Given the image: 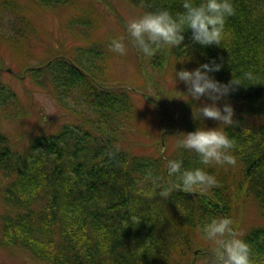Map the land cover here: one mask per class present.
<instances>
[{"label": "trees", "instance_id": "16d2710c", "mask_svg": "<svg viewBox=\"0 0 264 264\" xmlns=\"http://www.w3.org/2000/svg\"><path fill=\"white\" fill-rule=\"evenodd\" d=\"M127 1L141 13L165 7L175 13L183 3ZM232 2L235 14L226 21L222 47L194 44L189 29L181 45L162 47L144 61L139 57L144 73L139 69L136 80L144 86L156 81L150 67L173 80L175 62L177 71L213 58L222 63L211 74L216 80L243 83L223 99L234 104V124L225 130L234 140L231 152L237 164L226 170V165L200 164L188 150L165 147L162 152V138L171 130H161L156 155L143 154L140 136L147 133L144 124L149 120L137 108L131 94L135 90L117 86L110 75L111 62L122 57L110 45L98 48L92 38L75 53L64 45L46 49L48 55L21 70L29 72L67 117L56 129L46 119L39 127L19 129L17 140L0 123V197L18 210L0 214L2 243L45 264H202L212 250L201 240L200 226L214 217H229L250 247L251 264H264V0ZM88 5L79 0H0V16H7L0 42L11 52L30 54L36 45L33 37L41 39L38 20L45 14L66 16V26L76 32L90 21ZM37 15L40 19H33ZM43 33H49L45 26ZM120 36L133 60L139 48L126 28L114 38ZM248 72L256 79L245 80ZM174 89L168 88V97L178 110L158 109L160 123H177L174 134L221 126L197 116L198 107L207 102H191L186 93L181 100ZM136 92L148 101L146 93ZM26 113L17 91L0 79V122ZM177 158L185 168H206L216 185L183 190L166 168L169 159ZM156 178L159 186L153 183ZM164 189L169 190L167 197L160 194Z\"/></svg>", "mask_w": 264, "mask_h": 264}, {"label": "clouds", "instance_id": "9594fccd", "mask_svg": "<svg viewBox=\"0 0 264 264\" xmlns=\"http://www.w3.org/2000/svg\"><path fill=\"white\" fill-rule=\"evenodd\" d=\"M235 14L232 0H183L182 11L173 13L168 8L157 11L142 12L130 19L127 31L134 43L146 57H152L162 47L174 48L182 44L184 33L191 30V41L200 46L222 47L226 39V21ZM110 51L118 55L126 53L124 37L111 40ZM173 65V80L176 84L183 82L187 86L186 95L191 102L207 97L211 102L198 107L197 116L218 121L215 127H196L193 131L182 132L176 140L179 149L194 152L200 164L235 166L237 160L231 150L234 140L229 137L226 128L234 124V109L230 103L221 107L218 101L226 98L241 80L222 83L212 73L219 71L222 63L215 58L200 64L192 70H176ZM244 79H256L252 72L244 74ZM176 91V88L174 89ZM175 97V96H172ZM167 173L176 176L183 190L207 189L215 186L217 181L206 168H185L181 159H169ZM159 178L153 180L157 184ZM157 186H159L157 184ZM167 197L169 190L161 191ZM201 240L212 250L210 259L202 264H251L248 243L234 231L233 221L229 217H214L199 228Z\"/></svg>", "mask_w": 264, "mask_h": 264}, {"label": "rangeland", "instance_id": "374dc122", "mask_svg": "<svg viewBox=\"0 0 264 264\" xmlns=\"http://www.w3.org/2000/svg\"><path fill=\"white\" fill-rule=\"evenodd\" d=\"M81 5H88L91 10L90 21L79 27L78 31H71L66 26V16L62 17L60 13L48 14L40 19V15L35 16L33 19L38 20L40 28L37 29V35L42 39L33 37V41L36 44L35 47L28 54L27 51L22 50L20 53L11 52L6 43L0 42V79L7 82L13 89H15L21 98L22 104L27 110V113L22 118H16L11 121L0 122L1 126L5 128L10 134L16 135L14 140H17L19 136V129L28 131L33 125L36 127L47 123L54 122L52 129H56L58 124L65 122L66 113L60 106L56 104L51 95L45 90H42L39 86L35 85V82L31 81L27 70L22 71L21 67L31 65V62L39 56L48 55L46 49L54 50L59 45L68 46L71 52L75 53L77 46H86L89 44L88 39H93L95 46L101 49V43H111V40L116 36L121 28L127 29V23L130 19L141 14L140 10L128 3L127 0H79ZM6 16V15H5ZM5 18V19H4ZM4 19V23L1 24ZM7 16H0V28H5ZM38 26V27H39ZM44 26L48 29L49 33H43ZM37 28V27H36ZM81 28V29H80ZM86 36V37H84ZM92 44V41L91 43ZM137 47V46H136ZM128 49H126V57L119 55L122 59H116L111 62L112 70L110 75L118 82L117 86L126 88H133L135 91L131 92L138 110L143 114V117L148 119L144 124V128L147 129V133L140 136L142 145H145L143 154L156 155L157 150L155 145H158L159 137L161 136V130H171L170 134H167L162 138L164 149L171 151L176 147V140L182 135L181 133L174 134L177 131L175 122L169 120H163L160 123L161 116L160 111L164 109H172L178 104L172 103L170 95L168 97V88H176L179 99H185L184 93H187V86L178 83L175 86L174 80L170 77L163 78L156 68H149L150 75H152L156 81L144 86L142 81L136 80L137 72L144 73V68L141 63V59L144 61V54L138 50L136 57L130 60L127 56ZM140 57V58H139ZM10 68V69H9ZM139 73V72H138ZM43 75V73H42ZM156 82V83H155ZM113 84V83H112ZM178 89V90H177ZM142 91L143 94H147L148 101L138 92ZM175 91V90H174ZM201 100L210 103L211 101L207 97H202ZM152 102L157 106H153ZM223 101H218V104L222 107ZM234 106L233 103H230ZM178 110V107H175ZM29 115L26 117V115ZM172 117H175V113H171ZM178 114V112H176ZM25 117V118H24ZM46 119V120H45ZM264 121V117L260 118ZM45 120V121H44ZM142 120V118H141ZM46 123V125H48ZM40 132V130L35 131ZM139 136V135H138ZM138 136L136 138H138ZM141 151V150H137ZM225 169H230L229 165L225 166ZM18 211L16 208L5 205L0 197V214L10 213L13 214ZM0 239V264H45L35 258H33L25 250L10 245H5Z\"/></svg>", "mask_w": 264, "mask_h": 264}, {"label": "water", "instance_id": "95a60500", "mask_svg": "<svg viewBox=\"0 0 264 264\" xmlns=\"http://www.w3.org/2000/svg\"><path fill=\"white\" fill-rule=\"evenodd\" d=\"M10 69V68H9Z\"/></svg>", "mask_w": 264, "mask_h": 264}]
</instances>
